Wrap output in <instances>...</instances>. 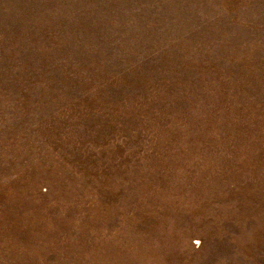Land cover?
<instances>
[{"label": "rangeland", "instance_id": "rangeland-1", "mask_svg": "<svg viewBox=\"0 0 264 264\" xmlns=\"http://www.w3.org/2000/svg\"><path fill=\"white\" fill-rule=\"evenodd\" d=\"M0 264H264V0H0Z\"/></svg>", "mask_w": 264, "mask_h": 264}]
</instances>
